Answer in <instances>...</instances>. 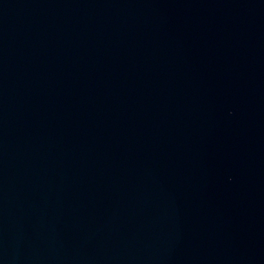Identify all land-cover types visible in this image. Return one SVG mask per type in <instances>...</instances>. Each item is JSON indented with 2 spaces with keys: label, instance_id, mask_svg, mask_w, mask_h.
I'll use <instances>...</instances> for the list:
<instances>
[{
  "label": "water",
  "instance_id": "obj_1",
  "mask_svg": "<svg viewBox=\"0 0 264 264\" xmlns=\"http://www.w3.org/2000/svg\"><path fill=\"white\" fill-rule=\"evenodd\" d=\"M0 264H264V0H0Z\"/></svg>",
  "mask_w": 264,
  "mask_h": 264
}]
</instances>
